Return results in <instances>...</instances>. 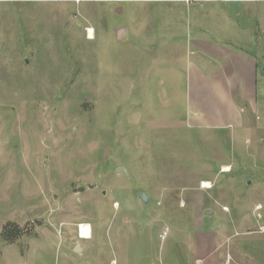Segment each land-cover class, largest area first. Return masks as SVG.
Masks as SVG:
<instances>
[{
	"label": "rangeland",
	"instance_id": "obj_1",
	"mask_svg": "<svg viewBox=\"0 0 264 264\" xmlns=\"http://www.w3.org/2000/svg\"><path fill=\"white\" fill-rule=\"evenodd\" d=\"M262 11L223 0H0V264H150L195 230L219 231L257 264L264 98L243 130L185 117L190 41L219 42L228 24L231 43L257 54ZM6 226L19 230L12 242Z\"/></svg>",
	"mask_w": 264,
	"mask_h": 264
},
{
	"label": "crops",
	"instance_id": "obj_2",
	"mask_svg": "<svg viewBox=\"0 0 264 264\" xmlns=\"http://www.w3.org/2000/svg\"><path fill=\"white\" fill-rule=\"evenodd\" d=\"M223 1L227 4H257V9L264 12L260 5L264 0ZM257 24L262 34L261 44L257 42V46L261 45L257 54L245 49V41L238 45L231 43L228 24L221 28L219 42L208 39L205 34L190 41L191 54L197 60L191 61L187 68L188 110L185 121L189 125L243 130L246 112L255 113L256 104L258 112L259 97L264 98V14ZM125 33L127 38V31ZM240 45L242 48L236 47ZM191 238L190 241H179L180 244L164 245L162 257H158L161 261L156 259L150 264H253L241 255L234 256L229 251V242L226 244L219 231L195 230ZM257 264H264L262 245L257 246Z\"/></svg>",
	"mask_w": 264,
	"mask_h": 264
},
{
	"label": "water",
	"instance_id": "obj_3",
	"mask_svg": "<svg viewBox=\"0 0 264 264\" xmlns=\"http://www.w3.org/2000/svg\"><path fill=\"white\" fill-rule=\"evenodd\" d=\"M115 34H116V39L118 41H123L126 38V33H125V29L124 28L117 29L116 32H115ZM263 74H264V72H263ZM117 172H118V174H122L124 176H128L127 172L123 168H119L117 170ZM139 199L145 205H147L149 203V201H150V196L147 193H142V194L139 195ZM212 214H213V212L210 211V210H207L205 212V216H211ZM77 251H80V250H78V248H77Z\"/></svg>",
	"mask_w": 264,
	"mask_h": 264
},
{
	"label": "trees",
	"instance_id": "obj_4",
	"mask_svg": "<svg viewBox=\"0 0 264 264\" xmlns=\"http://www.w3.org/2000/svg\"><path fill=\"white\" fill-rule=\"evenodd\" d=\"M16 231L19 232V230H15V226H6L2 236L6 241L12 242L16 239V236L18 235Z\"/></svg>",
	"mask_w": 264,
	"mask_h": 264
},
{
	"label": "bare ground",
	"instance_id": "obj_5",
	"mask_svg": "<svg viewBox=\"0 0 264 264\" xmlns=\"http://www.w3.org/2000/svg\"><path fill=\"white\" fill-rule=\"evenodd\" d=\"M90 32V36L91 38H94V31L93 30H89ZM228 170V169H226ZM82 238L84 239H90L92 237V234H91V227L89 225H82Z\"/></svg>",
	"mask_w": 264,
	"mask_h": 264
},
{
	"label": "built area",
	"instance_id": "obj_6",
	"mask_svg": "<svg viewBox=\"0 0 264 264\" xmlns=\"http://www.w3.org/2000/svg\"><path fill=\"white\" fill-rule=\"evenodd\" d=\"M202 187L204 188L205 185L203 184ZM205 188H206V187H205ZM82 225H83V224L79 225V227H78V235H79L80 239H83V238H82V232H83V231H82ZM168 232H169V229H167V230L164 232V234H163V239H165V238L167 237Z\"/></svg>",
	"mask_w": 264,
	"mask_h": 264
}]
</instances>
